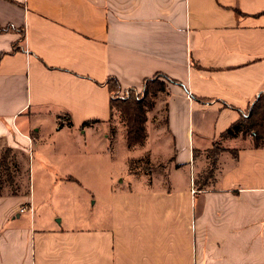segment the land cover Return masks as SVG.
<instances>
[{
    "label": "crops",
    "instance_id": "1",
    "mask_svg": "<svg viewBox=\"0 0 264 264\" xmlns=\"http://www.w3.org/2000/svg\"><path fill=\"white\" fill-rule=\"evenodd\" d=\"M0 24V154L59 151L55 171L0 195V264H264V147L239 136L209 154L264 92V0H0ZM154 75L172 80L152 103L164 125L148 110L142 144L117 134L156 167H127L105 213L75 216L72 196L101 188L95 163L117 158L109 80Z\"/></svg>",
    "mask_w": 264,
    "mask_h": 264
},
{
    "label": "rangeland",
    "instance_id": "2",
    "mask_svg": "<svg viewBox=\"0 0 264 264\" xmlns=\"http://www.w3.org/2000/svg\"><path fill=\"white\" fill-rule=\"evenodd\" d=\"M158 87V85L156 84H149L147 83V85H145V87L141 86L140 88H134L135 91L132 90H125L122 91L121 93H116L115 94V98L114 101L116 102H120L121 99H128L132 96H137L139 99L140 98H145V101L147 102V104L151 103V105L149 106L148 110V117L147 120L148 123L152 122L154 127L157 126H163V114H164V105L163 102L162 104H157V105H152L153 103V98H154V94H156L157 92L155 91V88ZM145 91H149L146 95V97H144V89ZM116 91V89H114ZM128 94V95H127ZM162 95V94H159ZM118 96V97H117ZM129 96V97H127ZM157 107L159 108L157 111H159V116L155 110V108L157 109ZM147 110V111H148ZM147 114V113H146ZM154 120H155V124H154ZM110 122V129L112 133V131H116L119 132L121 126H124L126 129V125L127 122L124 115H122L121 111L119 109L114 108L113 109V116L111 118ZM124 129V128H123ZM120 136L119 133L117 134V139H116V145H115V151H116V159L112 162L111 166L108 165V162H101L99 166H97V163H95V167L98 171V176L95 179V181H97V185H94L96 188H100L97 189L93 196L90 195V193L87 191L86 193V197L87 199H85V201H83V197H80V195H76V196H72L73 198L76 199V202L78 203L77 208H75V203L73 205V208L75 209L74 215H81L83 217H88V218H92V217H96L99 215H102L101 213H105L106 209L103 207L104 205H101L99 202H102L103 200L106 202L105 197V191L106 189L103 188L104 186H106L109 182L114 186L115 183H119L123 184L120 182V179H122L124 181V183H127V180H131L132 178H130V173L128 174L127 172V167H129L130 171H133L135 173H143L145 175V169L147 168H154L156 167V165L152 162H148V160L144 159V150L143 148L140 149L141 147H138V149H134L133 152H128L125 151V148L121 146V140H120ZM57 142H58V138H56ZM220 140L219 139H215L214 142L211 145V150L210 153L211 154V158L213 159L214 156L219 152L218 148H217V143H219ZM160 143H162V140L160 141ZM241 143H243L241 140H238L236 145H240ZM229 142H227L226 140H223L219 145L220 147L223 146H229ZM7 148V147H6ZM5 149V148H4ZM3 149V150H4ZM12 150V152L10 153L9 157H10V173L13 176V183L14 187L19 185V190H23V191H28L29 186H30V181H29V174L31 175H36L41 173V170H49V171H55L57 169L56 165H53V158H55L58 154V149L53 147L52 142H48L46 143V145L43 148H40V146L38 145H34L31 149L30 152L27 151H16L14 152L12 148H10ZM141 150L140 152L138 150ZM2 150V151H3ZM136 154H140V156L135 157V158H131L129 159L128 163V157H133ZM32 158H33V166L30 167V162L32 163ZM18 163V164H16ZM25 163V166L23 165ZM16 164V166H14ZM158 166H162L160 164H158ZM26 171V172H25ZM113 171V173H116L115 176H112L111 179H109V177L106 175L108 172ZM89 172V171H86ZM134 173V174H135ZM106 176L108 177V179L106 178ZM3 178H5V176H3ZM145 179V176L143 177ZM201 179L199 180L200 183H202L203 181H205L207 179V173L203 174L201 177ZM127 179V180H126ZM139 179H142L139 178ZM88 181V180H85ZM93 186V183H91ZM16 185V186H15ZM72 185V184H71ZM201 185V184H200ZM146 187V183H143V187ZM12 187V186H11ZM11 187L9 186V184L7 182H5L4 188H3V192L4 193H9ZM13 187V188H14ZM94 199H97V202L93 201ZM73 209V210H74ZM25 217V216H24ZM27 219H29V216L25 217Z\"/></svg>",
    "mask_w": 264,
    "mask_h": 264
},
{
    "label": "trees",
    "instance_id": "3",
    "mask_svg": "<svg viewBox=\"0 0 264 264\" xmlns=\"http://www.w3.org/2000/svg\"><path fill=\"white\" fill-rule=\"evenodd\" d=\"M11 30V26H2L0 24V32H5ZM168 81H172L165 76L154 75V77L147 78L144 82L142 87L149 84H156L158 87L155 88V91L162 92L165 91V86ZM110 89L111 91H115L116 81L111 78L109 80ZM134 90L132 87L128 90ZM144 89V88H143ZM144 91V97H146L148 90ZM129 97V96H127ZM151 103L147 104L145 98H138L137 96H132L130 98L121 99L120 102L114 101L112 98L110 102V107L113 111L114 108L119 109L124 115L127 125H126V142L128 147H134V145L142 144L146 138L145 135V123H146V112L149 108ZM70 124V123H69ZM85 124V123H84ZM249 138L250 139V146L259 148L264 147V92H260L256 95L254 100L252 101L249 108L242 113L237 121L230 124L226 129L223 130L220 136V142L217 143L218 151L225 149L220 147V143L223 139H233V138ZM12 150L7 147L0 154V195H2L3 188L5 182L9 184L11 187L10 192L11 194H16L19 191V185L14 187L13 183V176L10 173V153ZM238 150L236 148L232 149V154L237 156ZM216 156L212 159V163L215 162ZM18 164V163H16ZM16 164L14 166H16ZM26 172V171H25ZM5 176V178H3ZM14 187V188H13Z\"/></svg>",
    "mask_w": 264,
    "mask_h": 264
},
{
    "label": "built area",
    "instance_id": "4",
    "mask_svg": "<svg viewBox=\"0 0 264 264\" xmlns=\"http://www.w3.org/2000/svg\"><path fill=\"white\" fill-rule=\"evenodd\" d=\"M126 90H128V89H126ZM123 91H125V90H123ZM118 92L121 93L122 91H119V90H118V91H114V93L112 94V98L116 99V98H115V97H116L115 94L118 93ZM127 95H128V94H127ZM117 97H118V96H117ZM19 211H20V212L31 211V208H30L29 206H28V207H27V206H22V207L19 208Z\"/></svg>",
    "mask_w": 264,
    "mask_h": 264
}]
</instances>
